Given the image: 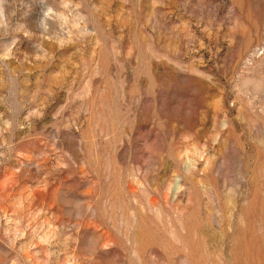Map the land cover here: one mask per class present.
I'll list each match as a JSON object with an SVG mask.
<instances>
[{"label": "rangeland", "instance_id": "374dc122", "mask_svg": "<svg viewBox=\"0 0 264 264\" xmlns=\"http://www.w3.org/2000/svg\"><path fill=\"white\" fill-rule=\"evenodd\" d=\"M0 264H264V0H0Z\"/></svg>", "mask_w": 264, "mask_h": 264}]
</instances>
